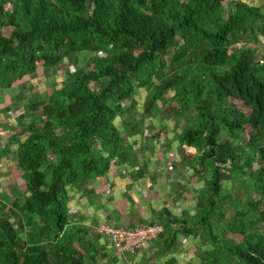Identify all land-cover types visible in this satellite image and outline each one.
<instances>
[{
  "label": "trees",
  "instance_id": "1",
  "mask_svg": "<svg viewBox=\"0 0 264 264\" xmlns=\"http://www.w3.org/2000/svg\"><path fill=\"white\" fill-rule=\"evenodd\" d=\"M84 54L93 56L80 64ZM50 71L65 80L46 85L48 98L29 104L14 129L23 138L13 179L0 186V264H119L122 254L130 264H178L181 247L197 240L215 257L203 250L187 264L226 254L264 264V0H0V89ZM158 114L177 128L165 145L169 174L188 170L204 182L177 196L181 210L155 211L146 225L162 231L147 252L118 251L105 235L117 251L110 259L93 184L115 172L146 182L149 162L133 138ZM186 149L195 152L189 164ZM237 177L259 199L226 202ZM228 233L241 245L229 246Z\"/></svg>",
  "mask_w": 264,
  "mask_h": 264
},
{
  "label": "rangeland",
  "instance_id": "2",
  "mask_svg": "<svg viewBox=\"0 0 264 264\" xmlns=\"http://www.w3.org/2000/svg\"><path fill=\"white\" fill-rule=\"evenodd\" d=\"M91 56H93V54L81 55L79 57V63L83 64ZM26 80L27 78L25 79V81ZM64 80L65 75L56 73L55 71L51 73L50 71L49 78L40 76L37 79L35 78L31 80L29 85V81L21 83L18 87H16L18 89H11L9 91V95L7 96L9 105L8 108L4 109V112L8 113L9 116H6L4 112L2 113V116L11 118V122H13V118H15L22 123L21 115L28 112L29 104L37 102V100H45L48 98L50 91L47 89L46 85L54 82L57 85L56 87L59 88ZM140 95L141 96L137 102L136 108L134 109V113L131 114L133 116L139 114L143 109L146 93L143 91ZM167 96H171V93H168ZM238 105L240 107L243 106L242 103H238ZM9 106L12 108V110L9 108ZM243 109L246 113L250 112L245 107H243ZM160 115L161 114H158L156 118L157 121H155V123L151 122L149 118L146 119L141 126V135L133 138L134 140L137 139L135 152L138 155H140V153L142 152L144 160H148L149 162V175L146 178V182L134 183L130 178L116 175L115 172L113 174L110 173L108 176H106V178L100 180L98 184H96L97 182H94L95 184H93L94 188L97 189V191L103 193L100 195V200L97 199L99 209L94 213L97 214L99 219V228L96 231L98 234L103 233V238L100 242L101 246L105 248V252L107 251L108 254H111L110 259H112L113 256L117 255V251H115L112 243L107 240V232L113 233V230L115 228L112 227V225L114 226L116 221H118V224L126 227L123 228L125 234L120 236V241L122 242V246H127L129 245L128 241H130L128 233H131L132 236L136 234V231H133L134 227L131 226L137 225L136 223L138 222V220H144V222L140 225L150 224L151 220L156 217L155 211L160 210L166 204L173 205L174 200L178 199L177 196L181 193H185V197H191L189 195H193L192 193L190 194L192 189H197V186H201L204 182L203 181L200 183L199 176L188 172V170L178 169L173 174L174 176L169 174L170 166L168 162H166L168 147H166L165 145L167 140H169L170 142H174L177 128H175L174 122L172 120L165 121L164 117ZM14 125L16 127L18 126V124L15 122L13 126ZM247 131H249V129ZM21 138L23 137H18L17 140L20 139V142ZM186 150V154L189 156V159H186V163L189 164L190 160L192 159V155H194L195 152L194 150ZM205 176L206 174L204 175V177ZM0 178H2V180L0 181V186L5 187V181L8 180L6 173L0 171ZM17 178L19 179L17 180L19 185L22 184V174H20ZM245 183V178L242 179L237 177L235 180H229L226 187L227 189H229L227 190V192L231 193V199L226 200V202L237 200V198L239 197L243 199V202H245L247 193L252 194L256 199H259V196L255 192L250 190L248 192L243 189V184ZM10 193L13 194L14 192L10 191L9 194ZM228 193H225V196H227ZM192 200L193 198L185 201L184 207L191 206ZM69 202L70 207L75 208L74 206H76V198L73 195L71 196ZM178 203L180 205L183 203V201H180L178 199ZM178 203L177 205L174 203L177 207L176 210H181V206H178ZM84 204L86 205V203ZM101 205H104L103 207H105L106 209L108 208L110 212H117L119 214V218L115 219V216L110 215V219H108L107 215L103 213L104 209L101 208ZM233 209L236 208L234 207ZM233 209H231V211H233ZM93 211V209H88V211L85 212H87V215H93ZM132 211H135L137 215L133 216L131 214ZM231 211L226 209L227 215L230 214ZM191 216H194V212H192ZM254 216H257V213H255ZM118 229L122 230V228L120 227H118ZM105 235L107 237H105ZM227 235L229 239L233 237L230 233H228ZM233 238H236V240L232 241L229 246L236 247L241 245V235ZM198 243V240L193 242L191 241L189 245L186 244L181 247L182 251L178 256V264H187V261H198L199 258H201L200 255L203 250H207L209 254H212V258L214 259L215 250L213 249V246L211 247L208 243H204L205 246L202 247V244L199 243L200 246H198ZM151 246V243L147 242L145 244V247L138 251V253L142 254L144 252H147ZM122 255L119 258V264H130V261H128V259L124 258ZM226 255L228 256V258H226L225 256H220L221 261L219 264H241L237 256L228 254ZM151 263H154V261H152ZM210 263L212 264L213 262L210 261Z\"/></svg>",
  "mask_w": 264,
  "mask_h": 264
},
{
  "label": "crops",
  "instance_id": "3",
  "mask_svg": "<svg viewBox=\"0 0 264 264\" xmlns=\"http://www.w3.org/2000/svg\"><path fill=\"white\" fill-rule=\"evenodd\" d=\"M28 81H29V79H28ZM25 82H27V80ZM29 83H30V81L28 82V85H29ZM16 87H18V86H16ZM16 87L14 89H18ZM9 91L10 90H1L0 89V92H1L0 93V114H1V117H0V171L5 172L6 176L8 177V180L5 181L6 185L8 183H10L11 179H13V174H14V169H13L14 168V165H13L14 159L13 158L15 157L16 148L20 143L19 142L20 139L17 140L18 139V137L16 136L17 131H14V129H16L19 126V124H21L18 121V119L13 118V122H11V118L2 116L4 109L8 108V105H9V101H8V97H7L9 95ZM8 112H10V111H8ZM4 114L6 116H9L8 113L4 112ZM14 122L18 124L17 127L15 125L13 126ZM21 140H22V138H21ZM16 144H17V146H16ZM1 180H2V178H0V181ZM96 184H98V182ZM82 201L84 203H86L84 199H82Z\"/></svg>",
  "mask_w": 264,
  "mask_h": 264
},
{
  "label": "built area",
  "instance_id": "4",
  "mask_svg": "<svg viewBox=\"0 0 264 264\" xmlns=\"http://www.w3.org/2000/svg\"><path fill=\"white\" fill-rule=\"evenodd\" d=\"M136 231L134 236L131 233H128L130 237V241H128L129 245L122 246V242L120 241V236L125 234V231L118 228L113 230V233L107 232L112 236V240L115 243V246L118 251H126V252H135L137 249L143 247L147 241L156 239L162 231V228L155 225H144L133 229Z\"/></svg>",
  "mask_w": 264,
  "mask_h": 264
}]
</instances>
